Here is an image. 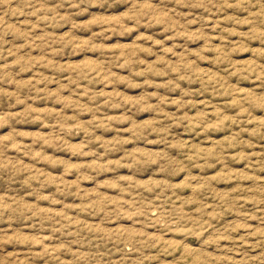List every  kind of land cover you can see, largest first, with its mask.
Masks as SVG:
<instances>
[{
    "label": "rangeland",
    "instance_id": "rangeland-1",
    "mask_svg": "<svg viewBox=\"0 0 264 264\" xmlns=\"http://www.w3.org/2000/svg\"><path fill=\"white\" fill-rule=\"evenodd\" d=\"M0 264H264V0H0Z\"/></svg>",
    "mask_w": 264,
    "mask_h": 264
}]
</instances>
